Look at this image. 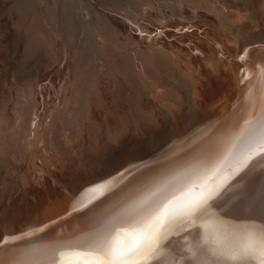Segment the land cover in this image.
Here are the masks:
<instances>
[{"label":"rangeland","instance_id":"obj_1","mask_svg":"<svg viewBox=\"0 0 264 264\" xmlns=\"http://www.w3.org/2000/svg\"><path fill=\"white\" fill-rule=\"evenodd\" d=\"M263 5L0 0V264L38 252V234L63 248L70 230L91 231L96 219L131 211L123 207L167 180L164 164L245 116L242 93L259 80L264 92ZM248 156L210 184L219 189L210 208L191 223L166 225L175 229L151 264L183 263L199 248L216 254V264H262L258 251L255 259H228L248 239L247 231L234 233L235 220L264 229V153L257 147ZM246 193L258 202L236 203L195 250L199 216Z\"/></svg>","mask_w":264,"mask_h":264},{"label":"bare ground","instance_id":"obj_2","mask_svg":"<svg viewBox=\"0 0 264 264\" xmlns=\"http://www.w3.org/2000/svg\"><path fill=\"white\" fill-rule=\"evenodd\" d=\"M152 67L150 69L154 70L156 66ZM255 83L258 87L255 88L250 84L247 91L244 93L241 92L245 98L244 100L248 101V104L245 105V110L248 109L245 116H237L232 119L230 122V130L226 132L225 135L215 141L207 142L208 144L204 142L206 145L194 146L190 151H185L184 153L179 154V156L171 163L164 164V166H166L164 169L169 173L167 180L160 181L158 185H149L145 192L140 195L138 200L132 202V199L129 201L128 205L123 207L124 209L131 211H117L112 215L96 219L95 226L91 231L85 230L79 233L75 230H70V232H67L62 236L64 242L68 243L77 241L87 237L89 234L103 232L106 226L115 223L117 220L127 219L130 216L136 215L140 211V207L137 208V205H140L142 201L151 195L153 199L145 205L143 204L144 207H148V205L153 202L160 203L169 198H175V201L178 202L185 198L188 188L191 187L196 190L200 188L201 184L210 186L213 181L229 176V173L238 165L239 160L243 157H247L253 147L257 148L264 146L260 144L261 128L264 126V92L262 81L259 80ZM240 91L242 90L240 89ZM253 95L256 97H253ZM185 165H190L192 167V170H188L189 172H192L189 175L187 172H184ZM255 180L256 179L254 178L252 183H255ZM134 187L137 188V183L134 184ZM114 192V195L116 196L115 198L119 197L118 195L120 192ZM249 194L251 193H246L243 196L233 199L223 210L215 212L212 210L206 215L199 216L200 222L203 223L204 228L199 229L195 233V250L199 247L200 238L202 239L207 231L218 226L221 221L223 222L225 220L226 216L229 217L233 215L234 212L230 211L236 203L244 202L247 205H255V198H253V202H251L252 199ZM258 198L255 200L256 203L258 202ZM70 202L75 205L76 200L74 199ZM118 204L123 205L121 202ZM55 213L56 212H51L44 214V216L49 217ZM30 223L31 222H27L26 225ZM173 226L174 224H171L166 227L162 236L171 233L175 229ZM240 226L241 222L239 219L238 221L235 220V222H233L231 227L235 228L234 233L237 234L239 231L241 232ZM32 229H34V227H31V230ZM38 239L42 243L41 249L38 252H33V254L26 252L25 254H22L27 256L23 261L18 262L13 260L11 264H52L53 253L65 250L64 246L63 248H54L56 247L54 240H45L43 234H38ZM58 239L60 240V238ZM199 254H201L200 257ZM10 260L11 256L4 259L5 264H9ZM176 260L177 259L174 257L171 258L172 262H175ZM216 262V254H210L207 250H201L199 248L196 251V255L186 259L183 263L179 261L178 264H216Z\"/></svg>","mask_w":264,"mask_h":264},{"label":"snow or ice","instance_id":"obj_3","mask_svg":"<svg viewBox=\"0 0 264 264\" xmlns=\"http://www.w3.org/2000/svg\"><path fill=\"white\" fill-rule=\"evenodd\" d=\"M260 144L264 145V126L261 128ZM253 152L256 148L251 149ZM264 153V147H261ZM253 157L248 156L247 160ZM223 187V185H221ZM219 196V189L213 190L206 184L199 189L188 188L185 198L165 199L160 203L153 202L127 219L117 220L105 227L103 232L89 234L83 239L68 242L64 251L53 253L52 264H151L159 247L166 225L177 218L191 223L199 213L210 208ZM203 229L204 225H199ZM247 231L248 239L241 245V255L235 254L229 260L247 261L255 259L257 254L264 264V229L259 234L241 226Z\"/></svg>","mask_w":264,"mask_h":264}]
</instances>
